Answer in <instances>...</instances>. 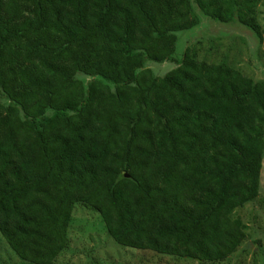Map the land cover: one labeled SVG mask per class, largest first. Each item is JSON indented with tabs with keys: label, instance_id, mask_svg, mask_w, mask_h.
<instances>
[{
	"label": "trees",
	"instance_id": "16d2710c",
	"mask_svg": "<svg viewBox=\"0 0 264 264\" xmlns=\"http://www.w3.org/2000/svg\"><path fill=\"white\" fill-rule=\"evenodd\" d=\"M261 1L0 0V236L24 264H57L76 206L124 248L237 252L234 214L261 193L264 81L175 56L200 14L261 40Z\"/></svg>",
	"mask_w": 264,
	"mask_h": 264
},
{
	"label": "rangeland",
	"instance_id": "374dc122",
	"mask_svg": "<svg viewBox=\"0 0 264 264\" xmlns=\"http://www.w3.org/2000/svg\"><path fill=\"white\" fill-rule=\"evenodd\" d=\"M200 16L197 28L178 34L175 58L182 59L184 51L191 47L200 60L213 64L227 62L255 81H264V0L256 11L261 40L237 22L225 25ZM148 65L157 76H164L176 67L171 63ZM234 217L247 226L246 241L228 260L218 264H264V163L260 196L237 210ZM69 234L70 247L57 264H199L118 246L109 237L99 214L82 206H76L73 212ZM0 264H24L1 236Z\"/></svg>",
	"mask_w": 264,
	"mask_h": 264
}]
</instances>
